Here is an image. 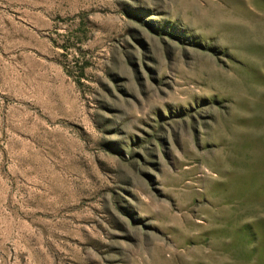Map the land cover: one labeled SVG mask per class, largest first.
I'll return each mask as SVG.
<instances>
[{"label": "rangeland", "instance_id": "obj_1", "mask_svg": "<svg viewBox=\"0 0 264 264\" xmlns=\"http://www.w3.org/2000/svg\"><path fill=\"white\" fill-rule=\"evenodd\" d=\"M0 264H264V0H0Z\"/></svg>", "mask_w": 264, "mask_h": 264}]
</instances>
